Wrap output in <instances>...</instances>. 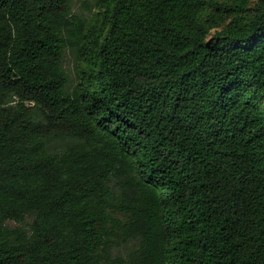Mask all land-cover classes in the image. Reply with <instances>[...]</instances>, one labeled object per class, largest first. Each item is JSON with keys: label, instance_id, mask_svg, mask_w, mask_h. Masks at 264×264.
I'll return each mask as SVG.
<instances>
[{"label": "trees", "instance_id": "1", "mask_svg": "<svg viewBox=\"0 0 264 264\" xmlns=\"http://www.w3.org/2000/svg\"><path fill=\"white\" fill-rule=\"evenodd\" d=\"M0 264H264V0H0Z\"/></svg>", "mask_w": 264, "mask_h": 264}, {"label": "rangeland", "instance_id": "2", "mask_svg": "<svg viewBox=\"0 0 264 264\" xmlns=\"http://www.w3.org/2000/svg\"><path fill=\"white\" fill-rule=\"evenodd\" d=\"M90 2L92 3L94 0H74V6L75 9H78L80 5H82V2ZM68 62L66 64L67 69H72V59L69 57L67 58ZM11 225H14V223H10Z\"/></svg>", "mask_w": 264, "mask_h": 264}]
</instances>
